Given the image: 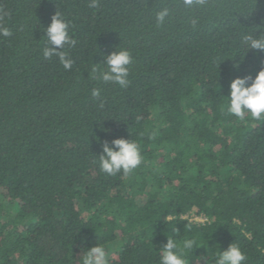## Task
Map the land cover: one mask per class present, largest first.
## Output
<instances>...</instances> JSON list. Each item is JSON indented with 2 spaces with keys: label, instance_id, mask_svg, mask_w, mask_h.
Wrapping results in <instances>:
<instances>
[{
  "label": "trees",
  "instance_id": "obj_1",
  "mask_svg": "<svg viewBox=\"0 0 264 264\" xmlns=\"http://www.w3.org/2000/svg\"><path fill=\"white\" fill-rule=\"evenodd\" d=\"M91 4L0 0V264H80L95 244L108 264H159L167 236L196 241L188 264L231 243L264 264V121L225 110L230 81L264 67L242 44L264 32V0ZM56 11L70 70L42 55ZM116 48L132 57L125 87L91 71ZM114 138L141 149L129 174L99 169Z\"/></svg>",
  "mask_w": 264,
  "mask_h": 264
},
{
  "label": "clouds",
  "instance_id": "obj_2",
  "mask_svg": "<svg viewBox=\"0 0 264 264\" xmlns=\"http://www.w3.org/2000/svg\"><path fill=\"white\" fill-rule=\"evenodd\" d=\"M194 0H183L185 7H190ZM92 7L96 6V0H92ZM170 8L163 7L155 13L157 25H163L170 16ZM47 46L43 48L42 55L46 59L53 56L57 57L63 68L70 70L74 61L63 49L65 46L75 45L69 35V24L63 19L61 13L55 12L51 17L50 24L45 28ZM11 32L6 27H0V36L9 37ZM245 53L249 50L264 53V32L258 36L252 33L245 34L242 39ZM245 55V54H244ZM132 57L125 49L114 50L104 56L100 69L94 66L91 71L93 78L100 80L104 84H117L125 87L128 84L129 65ZM264 63V61H262ZM97 65V64H94ZM239 64L234 65L238 69ZM98 73V75H96ZM228 96L225 105L227 113L244 120L246 115L254 120L264 121V67H261L255 75L247 74L233 78L228 85ZM92 95L98 97L99 89H93ZM102 154L98 160L99 169L109 175L114 176L118 173L129 174L142 163V154L139 145L124 138H114L111 141H104L102 144ZM196 249V241L188 238L181 243L167 236L166 243L159 248V264H188L186 256L193 254ZM245 254L240 247L234 243L228 245L224 250H219L212 257V264H245ZM203 264H207L208 256L198 257ZM80 264H108V254L104 246L95 244L86 248L80 258Z\"/></svg>",
  "mask_w": 264,
  "mask_h": 264
},
{
  "label": "built area",
  "instance_id": "obj_3",
  "mask_svg": "<svg viewBox=\"0 0 264 264\" xmlns=\"http://www.w3.org/2000/svg\"><path fill=\"white\" fill-rule=\"evenodd\" d=\"M184 218L189 219L190 221L198 222V223H203L206 221V218L200 215H196L194 213H189L183 216Z\"/></svg>",
  "mask_w": 264,
  "mask_h": 264
}]
</instances>
